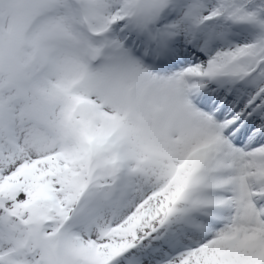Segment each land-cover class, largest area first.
<instances>
[{
    "label": "snow or ice",
    "instance_id": "obj_1",
    "mask_svg": "<svg viewBox=\"0 0 264 264\" xmlns=\"http://www.w3.org/2000/svg\"><path fill=\"white\" fill-rule=\"evenodd\" d=\"M0 264H264V0H0Z\"/></svg>",
    "mask_w": 264,
    "mask_h": 264
}]
</instances>
